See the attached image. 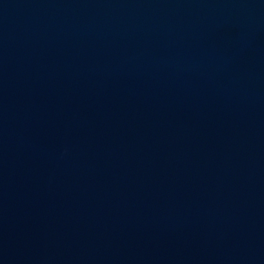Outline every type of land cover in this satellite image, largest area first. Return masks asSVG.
I'll return each instance as SVG.
<instances>
[{"label":"water","instance_id":"water-1","mask_svg":"<svg viewBox=\"0 0 264 264\" xmlns=\"http://www.w3.org/2000/svg\"><path fill=\"white\" fill-rule=\"evenodd\" d=\"M0 264H264V0H0Z\"/></svg>","mask_w":264,"mask_h":264}]
</instances>
